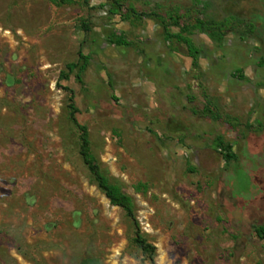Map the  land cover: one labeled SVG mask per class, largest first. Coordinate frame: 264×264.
I'll list each match as a JSON object with an SVG mask.
<instances>
[{
  "label": "rangeland",
  "instance_id": "374dc122",
  "mask_svg": "<svg viewBox=\"0 0 264 264\" xmlns=\"http://www.w3.org/2000/svg\"><path fill=\"white\" fill-rule=\"evenodd\" d=\"M201 15L231 30L193 32L192 64L158 19L175 33ZM261 26L264 0H0V264H150L79 155L64 87L154 264H264ZM114 31L129 44L108 45ZM79 51L81 80L61 79Z\"/></svg>",
  "mask_w": 264,
  "mask_h": 264
},
{
  "label": "trees",
  "instance_id": "16d2710c",
  "mask_svg": "<svg viewBox=\"0 0 264 264\" xmlns=\"http://www.w3.org/2000/svg\"><path fill=\"white\" fill-rule=\"evenodd\" d=\"M87 2L88 0H83ZM129 13L136 14L133 9L128 10ZM153 15V13H152ZM171 18V17H169ZM158 22L163 28L164 37L166 39L173 38L178 42L183 43L188 51V56L192 59V64H196L198 55L200 53V48L197 47L190 38V35L193 32H198L200 34H206L212 42L216 43V45H221L222 40L225 36V31L231 30L226 28V23L224 21H216L213 19H206L202 15L194 18L193 23H179L176 19L171 21L173 26L179 28V30L175 33H171L167 30L166 21L163 18H159ZM91 24L89 22L83 21L81 23V28L83 31L87 32L90 30ZM232 25L229 26V28ZM255 29L253 24L248 25L247 30L251 31ZM262 33H264V28L261 26ZM108 45L114 44L117 46L120 45H128L129 42L122 38L120 35H116L115 31L111 33V36L108 37ZM79 60H82V63L79 65L77 62H72L66 64L67 72H60L59 77L61 79L67 80L69 74L73 72L75 68L78 66V71L75 74V78L77 80H81V73L85 70L89 57L78 52ZM66 90L71 92L69 96L70 103L68 104V108L70 109V117L74 125L77 127L79 131V145L78 152L79 155L85 164L90 176L92 177L94 183L98 187V189L105 195V197L109 200L110 204L119 206L124 210L126 215L132 220L135 227V236L134 242L141 248L142 251L148 253L150 258V264H154L153 256L155 253V247L150 243L146 242V240L142 237L140 233L139 223L134 214V206L131 198L123 193L120 188L109 182L108 178L101 171L99 164L97 163L94 155L90 150V142L88 138V130L86 125L79 123L75 117L78 109L74 105L72 89L69 87H64ZM204 110L208 112L210 109L207 105L204 106ZM215 146L220 150H223V158L226 162H229L231 159L235 157L233 152V148L231 143L225 142L221 136H217L215 138ZM252 230L255 233L256 237L264 242V222L256 223L252 226Z\"/></svg>",
  "mask_w": 264,
  "mask_h": 264
}]
</instances>
